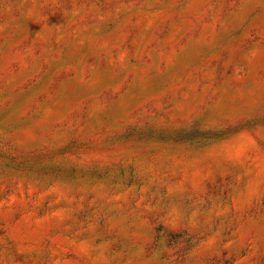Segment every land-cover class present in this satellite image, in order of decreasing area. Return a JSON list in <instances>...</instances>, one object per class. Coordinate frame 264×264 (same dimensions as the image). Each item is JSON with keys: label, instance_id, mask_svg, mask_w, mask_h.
<instances>
[{"label": "rangeland", "instance_id": "1", "mask_svg": "<svg viewBox=\"0 0 264 264\" xmlns=\"http://www.w3.org/2000/svg\"><path fill=\"white\" fill-rule=\"evenodd\" d=\"M0 264H264V0H0Z\"/></svg>", "mask_w": 264, "mask_h": 264}]
</instances>
